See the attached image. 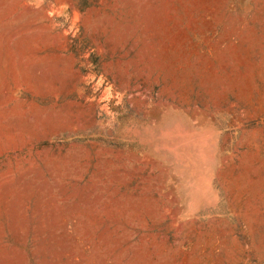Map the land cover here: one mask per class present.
<instances>
[{
	"label": "rangeland",
	"instance_id": "374dc122",
	"mask_svg": "<svg viewBox=\"0 0 264 264\" xmlns=\"http://www.w3.org/2000/svg\"><path fill=\"white\" fill-rule=\"evenodd\" d=\"M0 264H264V0H0Z\"/></svg>",
	"mask_w": 264,
	"mask_h": 264
}]
</instances>
